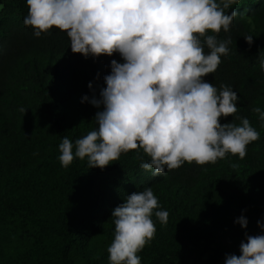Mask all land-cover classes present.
I'll list each match as a JSON object with an SVG mask.
<instances>
[{"label":"trees","instance_id":"16d2710c","mask_svg":"<svg viewBox=\"0 0 264 264\" xmlns=\"http://www.w3.org/2000/svg\"><path fill=\"white\" fill-rule=\"evenodd\" d=\"M233 10L238 15L227 33H207L232 43L203 79L238 96L236 115L220 123L248 118L260 139L244 159L229 154L153 176L140 167L150 160L142 150L104 169L89 168L87 158L62 166L59 145L95 129L103 106L89 101L100 98L111 61L123 58L74 54L70 38L55 28L36 37L24 25L27 0H0V264H110L112 213L147 187L159 201L154 212L169 218L161 224L153 213L156 234L138 253L141 264H225L226 256L241 254L246 233L264 234V121L252 111L264 112V0H238L226 12ZM241 216L246 229L236 223Z\"/></svg>","mask_w":264,"mask_h":264},{"label":"clouds","instance_id":"9594fccd","mask_svg":"<svg viewBox=\"0 0 264 264\" xmlns=\"http://www.w3.org/2000/svg\"><path fill=\"white\" fill-rule=\"evenodd\" d=\"M238 0H27L24 25L40 37L55 28L67 34L74 54L111 57V73L100 98L89 101L97 109L95 129L75 144L63 138L59 160L68 167L87 158L89 168L104 169L121 154L142 150L150 157L140 164L153 176L185 163L215 164L229 154L244 159L247 146L260 139L248 118L221 124L234 117L238 96L230 87L220 90L204 77L214 73L221 57L229 55L228 32L238 13L226 10ZM251 46L253 36H245ZM205 47L209 50L205 53ZM264 69V62L261 63ZM89 89L93 88L90 83ZM22 111H24L22 109ZM264 121L259 107L252 109ZM75 149V151H73ZM137 157H140L137 151ZM235 167V165H233ZM160 207L151 187L135 192L112 213L114 240L107 249L110 264H141L138 255L156 234L153 213L167 224L169 213ZM236 223L246 229L241 216ZM258 226L264 230V225ZM240 255L225 264H264V234L247 235Z\"/></svg>","mask_w":264,"mask_h":264}]
</instances>
